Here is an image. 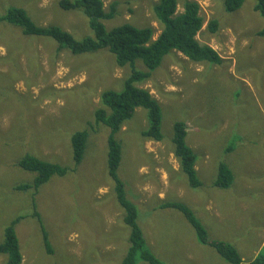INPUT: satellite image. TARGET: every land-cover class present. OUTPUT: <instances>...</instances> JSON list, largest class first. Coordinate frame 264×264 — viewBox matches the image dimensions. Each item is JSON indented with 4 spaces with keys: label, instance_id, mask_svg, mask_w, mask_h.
Instances as JSON below:
<instances>
[{
    "label": "rangeland",
    "instance_id": "rangeland-1",
    "mask_svg": "<svg viewBox=\"0 0 264 264\" xmlns=\"http://www.w3.org/2000/svg\"><path fill=\"white\" fill-rule=\"evenodd\" d=\"M57 1L0 0V17L7 8L20 7L38 26H58L75 39L93 36L81 11L63 10ZM156 1L104 0L106 11L116 3V12L103 24L107 30L122 24L150 26L155 37L161 30L152 10ZM183 1L178 0L180 11ZM196 1L204 20L198 40L231 56L221 58L220 63L202 64L199 71L200 91L206 104L200 123L209 124L206 128L217 127L220 138L213 141L216 135H207L211 141L208 143L215 147L209 157L201 155L211 150L207 141L188 140L198 157L197 173L202 184L196 192L187 188L173 153V124L183 121L180 115L187 114L169 108L163 102L166 98L150 81L144 82V87L164 106L163 139L155 141L142 136L148 125L146 110L136 108L115 136L122 147L118 176L125 184L126 197L138 206L157 207L181 196L180 200L187 202L193 212L196 207L205 211L203 195L215 186V165L229 162L236 186L212 197L217 202L212 208H223L229 218L221 227L224 230H215L211 219L206 223L209 233L205 229L208 239L217 236L231 243L242 261L249 262L264 247V37L256 34L264 21L253 9V0H245L233 12L225 10L224 0ZM213 21L215 30L209 28ZM58 51L54 39L25 35L18 26L0 20V242L5 226L21 216L15 227L20 264H119L130 246L129 229L123 222V210L108 174L110 130L96 121L95 112L100 107L101 92L121 90L129 69L115 67L112 54L104 49L77 55L67 49ZM170 57L164 58L163 64L169 63ZM135 67L146 69L140 59L135 61ZM162 68L158 72L160 79L176 75L174 71L162 72ZM174 84L178 86L177 82ZM235 119L251 132L245 133L244 139L235 137V142L226 144L224 138L230 131L222 126ZM81 130H86L88 136L83 158L76 163L70 138ZM212 135L215 137L210 138ZM23 152L60 164L66 173L51 176L37 191L17 190L16 184L30 183L34 178L33 173L15 165V159L21 158ZM238 201L248 204L240 208ZM143 224H147L143 233L148 245L163 262L192 264L185 259L188 246H177L176 251L170 252L174 247L165 233L168 229L180 232V225L171 216L161 220L158 234L151 222L149 226L148 222ZM219 259L225 263L221 256ZM5 261L6 256L0 254V264ZM197 264H208L207 259Z\"/></svg>",
    "mask_w": 264,
    "mask_h": 264
},
{
    "label": "trees",
    "instance_id": "trees-1",
    "mask_svg": "<svg viewBox=\"0 0 264 264\" xmlns=\"http://www.w3.org/2000/svg\"><path fill=\"white\" fill-rule=\"evenodd\" d=\"M244 1L224 0L225 10L233 12L240 9ZM253 1V9L264 21V0ZM57 2L63 10L81 11L88 20V26L92 30L93 36L75 39L69 32L58 26H38L26 10L15 6L7 8L0 20L18 26L25 35L50 37L57 42L59 51L67 49L73 55L104 49L112 54V63L115 67H127L129 69L127 76H124L121 90H104L101 92L100 107L95 112L96 121L103 123L110 130L107 137L106 153L108 174L113 183L112 189L116 200L123 210V222L129 229L130 246L119 264H136L138 261L147 264H166L147 245L138 221V207L126 197L125 184L118 176L122 147L115 136L125 122L130 119L135 109L143 108L146 110L148 125L142 131V136L155 141L163 139L161 128L163 107L147 89L140 87V85L150 77L152 71L161 64L164 56L172 50H178L196 62H221V58L215 49L201 43L196 38L204 24L200 14V6L196 0H184L180 11L178 0H157L154 2L152 10L156 20L161 25V30L157 37L153 38L154 29L150 26L135 27L130 24H122L107 30L103 20L114 17L116 3H112L109 11H106L104 0H58ZM210 24L209 28L215 30L216 22L213 21ZM256 34L264 37V24ZM137 59L144 63L145 70L136 69L135 61ZM70 60L73 61V59ZM56 89L59 90V88ZM87 136L86 130L75 131L71 134L70 143L73 160L76 163H80L83 158ZM185 136V123L176 121L173 124L171 139L173 153L180 164L181 172L186 176L188 185L191 188H198L201 181L195 169V154L186 144ZM25 153H22L24 155L21 158L15 159V165L20 170L33 173L34 178L30 183L16 184L14 188L17 190L31 188L37 191L39 186L47 182L51 176L66 173V168L60 164L48 162L35 155ZM232 179L231 170L224 163L220 164L214 185L226 188L231 184ZM158 206L160 208L169 207L182 212L188 223L194 228L199 244L212 246L225 261L231 264H264V247L251 261L244 262L231 243L208 239L205 227L184 203L165 201ZM21 218V216L15 217L4 228L3 240L0 242V254L6 256L5 264H20L21 262L22 256L15 229ZM43 240L49 251L46 233L43 235Z\"/></svg>",
    "mask_w": 264,
    "mask_h": 264
},
{
    "label": "crops",
    "instance_id": "crops-1",
    "mask_svg": "<svg viewBox=\"0 0 264 264\" xmlns=\"http://www.w3.org/2000/svg\"><path fill=\"white\" fill-rule=\"evenodd\" d=\"M203 26H202V28H203ZM157 35L153 38H156ZM197 36H198V34H197ZM209 46H211V45H209ZM211 47L213 49L216 48L219 50V51H217V53L220 56V58L231 57V56H226L225 52L220 50L219 47H213V46H211ZM220 51H222V54L220 53ZM231 52H232V49L230 52H227V54H230ZM169 56H172L173 59L170 57L171 61L169 63H166V64H163L164 61H162L161 64L158 66V68L152 71L148 80L146 79L144 82H146V81L152 82V85H154L160 91L162 98H166V101H163V102H165L169 108H172L173 110H178L180 113H186L188 115V116L187 115H185V116L180 115L179 118L184 119L183 122L185 123V125L187 123H189L191 125L190 127L187 125L188 128L186 126L185 141H186V144L194 152H196L195 149L190 145L188 140L195 139V140H201L203 142L207 141V143H208V141L209 142H211V141L207 139V135L215 134L216 137L212 135V136H210V138L215 137V139L213 141H220L217 127L210 125V127L206 128L205 125H209V124H207L206 122H205V125L202 124V122L200 123V121H202V117L204 116L203 107L206 106V104L203 102L202 94L200 91L201 90L200 89L201 88L200 74L202 72L199 74V71H200V68H202L201 65L206 64V66H208L209 61H203V62L193 61V60L189 59L188 57H186L182 52H180L178 50H172L170 53H168L166 56H164V58L166 59V57H169ZM217 63H220V62H217ZM162 66L164 67V68H162L163 69L162 72L171 73V71H174V72H176V75L171 76V78H167L164 76L163 78L160 79L158 77V72ZM181 68L183 69L182 71L180 70ZM198 74H199V76H198ZM197 76H198V78H196ZM120 78H121V74H120ZM144 82L140 85V87L145 88ZM176 82L178 83V86H176L174 84ZM150 93L153 97H155L152 94V92H150ZM157 100L160 102L161 106L164 107L163 104L161 103L162 100L161 101L159 99H157ZM176 105L178 107H176ZM178 121H180V120H178ZM198 124H200V125H198ZM222 128L230 131V135L224 138L226 144L235 142V137H239L240 139H242V138L244 139V134L245 133L249 134L251 132L250 129H243V126L241 125V122L238 119L231 121L229 124L227 122H225V124L222 126ZM201 137H203V138H201ZM249 140H251V139L249 138ZM208 144H210V143H208ZM214 148L215 147L213 145H211L210 146L211 150L207 151L206 153H202L201 155L205 154L206 157H209L212 149H214ZM222 163H224L232 172L233 179H232L231 184L226 188H220V187L216 188V186H213L210 193L203 195L204 198L202 200V205H203V209L205 211H200L197 207L195 209L193 208V210H194L193 213L195 214L198 221L207 229L208 233H209V228L206 225L207 221H209L210 219L213 220L214 221V229L219 231L222 229L221 227H222L223 223H225V221L229 218V214L223 208L219 207V209H216V210H214L212 208V204H217V202H214V199L212 197L216 196L217 193L225 192L227 190H234V188L236 186V183H235L236 175L234 173L233 166L229 162L225 163L224 161H221L220 163L215 165V168L213 170L214 173H216L215 178L217 176L218 167ZM234 163L236 164L235 161H234ZM195 169H196V173H197V171H198V157L196 158V161H195ZM177 170H180L179 162H178V169ZM197 176H198V173H197ZM198 178L201 181V178L199 176H198ZM215 178L213 180V184L215 182ZM185 180H186L185 184L187 185V188L190 191L193 190L196 192L197 188H190V186L188 185L186 176H185ZM201 184H202V181H201ZM180 199H181V196H179L178 199H173V201H180V202L184 203L185 205H187L191 209L190 205L187 202L181 201ZM131 201L134 202L133 200H131ZM160 201H159V203H160ZM243 204H248V203H246L244 201H238L236 205L238 207L240 206V208H241V206ZM137 207H138V214H139L138 215V221H139V224L142 228V231H144V227L147 226V224H143V223L148 222V226H149L150 222H151L153 231L155 232V234H158L159 223L161 222V220L163 218H167L169 216L172 217L173 222H178V224L180 225V232L179 233H178V231H176L174 229H168L165 233V234H169L168 239H169L170 246L174 247V248L170 249V252L176 251L175 247H177V246H181V247H187L188 246V250H186V253H185L186 254L185 259L187 261H189L190 263L197 264L198 262L205 261V259H207L208 264H211L212 262L214 264H223L222 263L223 261H220V259H219L220 256L218 255V253L216 252V250L214 248H210L207 245H202V244L200 245L199 244V242L196 238V235H195L194 228L191 226V224L188 223L186 217L184 216V214L182 212L177 211L173 208H169V207L168 208H160L159 206H157V207L146 208L144 206H138V205H137ZM243 209H245V208H243ZM237 223H236L237 227H240V222L238 221ZM222 230H224V229H222ZM215 233H217V232H215ZM148 234L150 235V233H148ZM144 237H145L146 243L148 245V239H147L145 234H144ZM212 237L216 238V239H212V240L222 239V238H219L217 236H212ZM262 238H263L262 243L264 244V235L262 236ZM223 241H225V240H223ZM149 248H150V246H149ZM155 255L158 256L161 260H163V258H161L156 253H155ZM224 262H225L224 264H229V262H227V261H224Z\"/></svg>",
    "mask_w": 264,
    "mask_h": 264
},
{
    "label": "bare ground",
    "instance_id": "bare-ground-1",
    "mask_svg": "<svg viewBox=\"0 0 264 264\" xmlns=\"http://www.w3.org/2000/svg\"><path fill=\"white\" fill-rule=\"evenodd\" d=\"M111 6V5H110ZM43 8V7H42ZM130 12V11H129ZM157 173V172H156ZM161 191V190H160ZM146 202V201H145ZM124 215V214H123Z\"/></svg>",
    "mask_w": 264,
    "mask_h": 264
}]
</instances>
